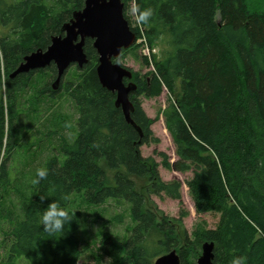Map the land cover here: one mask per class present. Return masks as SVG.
Instances as JSON below:
<instances>
[{
  "label": "trees",
  "instance_id": "1",
  "mask_svg": "<svg viewBox=\"0 0 264 264\" xmlns=\"http://www.w3.org/2000/svg\"><path fill=\"white\" fill-rule=\"evenodd\" d=\"M84 1L0 0V152L5 156L0 200L15 148L18 95L42 71L9 76L25 56L46 50L52 37L63 35V25ZM133 2L141 10L152 9L149 23L141 26L150 49H161L160 56L152 54L154 72L140 75L130 70V81L136 84L129 94L130 117L142 136L116 107V94L99 83L98 55L93 41L86 39L87 63L68 72L56 91L45 87L38 92L53 97L60 89L75 102L78 134L72 144L61 147L63 161L54 155L46 162L48 177L29 186L22 217L4 219L9 225L1 231L7 239L3 264H17L19 259L77 264L84 249L77 237L76 197L89 206L129 204L130 235H99L98 250L112 264H153L171 250L178 253L180 264H195L205 242L214 245L213 264H231L234 256L246 257V264H264V0H122L124 18L138 39L140 31L125 14ZM137 51L134 44L120 58L129 53L137 58ZM120 58L113 62L120 64ZM141 61L144 66L150 62L144 57ZM43 72L55 80L53 64ZM163 89L169 98L162 115L176 159L170 163L160 154L161 165L192 173L185 184L196 213L219 214L214 229L201 221L192 236L184 228L186 212L167 217L152 201V196L179 201L181 182L163 181L159 164L140 150L159 140L139 97H157ZM42 195L47 196L43 201ZM64 195L73 220L63 235H49L38 225V217Z\"/></svg>",
  "mask_w": 264,
  "mask_h": 264
},
{
  "label": "rangeland",
  "instance_id": "2",
  "mask_svg": "<svg viewBox=\"0 0 264 264\" xmlns=\"http://www.w3.org/2000/svg\"><path fill=\"white\" fill-rule=\"evenodd\" d=\"M133 3H129L126 9V16L130 25L144 33L141 25L136 24L135 17L130 13ZM141 33V32H140ZM138 45L137 58L131 53L120 58V65L128 68L140 75L154 72L152 64V54L160 56V48L155 47L151 52L150 47L146 51L151 54V61L144 66L141 57L148 58L142 52L144 43L137 39ZM77 66H70L62 78L60 85L67 80V73L76 69ZM39 74L33 77L28 87L18 95V119L16 124L15 148L7 161L8 183L3 190V197L0 200V264H3L4 253L6 251V241L1 231L8 228V223L4 219L8 215L13 217H22L24 200L29 194V186L36 169L45 167L46 162L54 155L60 161L65 158L60 153L61 147L66 143L72 144L78 134L77 118L79 110L75 102L64 92L59 91L53 96L38 95V92L45 87L51 86L54 82L48 76ZM169 94L166 89L157 97L146 98L143 95L139 97L141 107L145 114L154 120L151 131L153 136L159 140L158 144L143 145L140 150L143 157H152L158 164L160 178L165 181H180L181 199L172 200L166 196H152L157 209L165 216L171 218L179 217L180 211L186 212L187 216L183 219L184 228L189 235L195 229V226L203 221L208 229H214L218 220V213L198 214L194 209L193 199L185 183L191 180L192 173H180L173 170H166L161 165L162 158L160 154L166 156L168 162L172 163L176 157L174 154V145L167 132L162 110L167 106ZM4 152H0V164L4 161ZM129 204H115L113 201L98 206H89L76 197L73 210L77 213L80 220V229L77 237L83 247V255L77 264H112L111 261L102 255L98 250L99 235L102 231H108L116 235L119 239L129 236L130 228L133 226L129 216ZM5 241L4 244L2 242ZM8 245V242H7ZM155 260V259H154ZM153 260V261H154ZM196 263V262H195ZM17 264H30L23 259H19Z\"/></svg>",
  "mask_w": 264,
  "mask_h": 264
},
{
  "label": "water",
  "instance_id": "3",
  "mask_svg": "<svg viewBox=\"0 0 264 264\" xmlns=\"http://www.w3.org/2000/svg\"><path fill=\"white\" fill-rule=\"evenodd\" d=\"M123 8L122 0H85L83 8L75 11L72 19L63 25V35L52 37L46 50L38 49L25 56L9 78L46 69L53 64L57 75L51 88L56 91L70 66L81 69L87 63L83 47L85 40L90 39L98 55L96 74L99 83L116 94V107L121 109L126 122L142 136L140 128L130 117L133 106L129 94L136 90V84L130 81L132 72L113 62L136 42V36L124 18ZM125 79L129 80L126 84ZM213 247V243H203L195 264H213ZM153 264H180V257L171 250L157 257Z\"/></svg>",
  "mask_w": 264,
  "mask_h": 264
},
{
  "label": "clouds",
  "instance_id": "4",
  "mask_svg": "<svg viewBox=\"0 0 264 264\" xmlns=\"http://www.w3.org/2000/svg\"><path fill=\"white\" fill-rule=\"evenodd\" d=\"M130 13L135 17V22L138 25H144L149 23L150 18L153 16L151 8L141 10L139 5L133 2L130 9ZM49 175V171L46 167H40L36 169L35 178L31 180L32 185H38L41 180H45ZM47 196H40V200L43 201ZM68 200V196L64 195L59 200H52L45 208H43L41 214L38 217L37 223L41 227L42 231L49 235H63L69 223L73 220L74 213H70L65 207V202ZM231 264H246V257L234 256L231 260Z\"/></svg>",
  "mask_w": 264,
  "mask_h": 264
},
{
  "label": "built area",
  "instance_id": "5",
  "mask_svg": "<svg viewBox=\"0 0 264 264\" xmlns=\"http://www.w3.org/2000/svg\"><path fill=\"white\" fill-rule=\"evenodd\" d=\"M140 32H141L140 41L144 43L142 52H144V54L148 56V60L151 61V54H150V52L149 53L146 52L149 49V46L147 45V42L145 40V37H144L143 32L142 31H140ZM151 52H154V50H151Z\"/></svg>",
  "mask_w": 264,
  "mask_h": 264
}]
</instances>
